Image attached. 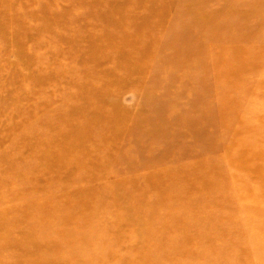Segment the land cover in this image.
<instances>
[{
  "label": "rangeland",
  "instance_id": "obj_1",
  "mask_svg": "<svg viewBox=\"0 0 264 264\" xmlns=\"http://www.w3.org/2000/svg\"><path fill=\"white\" fill-rule=\"evenodd\" d=\"M35 259L264 264V0H0V264Z\"/></svg>",
  "mask_w": 264,
  "mask_h": 264
},
{
  "label": "bare ground",
  "instance_id": "obj_2",
  "mask_svg": "<svg viewBox=\"0 0 264 264\" xmlns=\"http://www.w3.org/2000/svg\"><path fill=\"white\" fill-rule=\"evenodd\" d=\"M241 147H242V145L241 144H237V145H235L233 148L234 149H238V152H241L243 155H248V153H246L245 151H243V150H241ZM241 150V151H240ZM246 153V154H245ZM253 155L254 157L256 156V155H258V154H260V151L258 150V149H256V150H253V149H249V155ZM251 158L250 160H249V158L246 160H244V161H242V163L240 164L241 165V167L242 166H244L246 163V166H248V164H257L256 162H255V158ZM198 165H200V164H198ZM201 168H204V166L203 167H201ZM187 171H182V176H185V175H187ZM162 181V180H161ZM154 186V185H153ZM115 203H118L119 204V200L116 198L115 199ZM41 263H43V261L41 262L40 260H36L35 259V261H34V263L33 264H41Z\"/></svg>",
  "mask_w": 264,
  "mask_h": 264
}]
</instances>
